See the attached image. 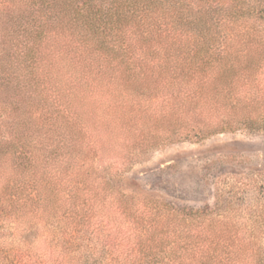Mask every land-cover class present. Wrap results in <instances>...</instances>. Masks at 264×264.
<instances>
[{
  "label": "trees",
  "instance_id": "1",
  "mask_svg": "<svg viewBox=\"0 0 264 264\" xmlns=\"http://www.w3.org/2000/svg\"><path fill=\"white\" fill-rule=\"evenodd\" d=\"M156 97L170 102L167 136L264 132V0H0V247H18L11 264H264V204L244 218L231 204L227 252L207 244L202 217L171 205L111 213L89 169L104 144L86 135L109 127L103 113L120 123L126 104L141 114ZM219 108L231 122L213 121ZM24 220L41 243L8 241Z\"/></svg>",
  "mask_w": 264,
  "mask_h": 264
},
{
  "label": "rangeland",
  "instance_id": "2",
  "mask_svg": "<svg viewBox=\"0 0 264 264\" xmlns=\"http://www.w3.org/2000/svg\"><path fill=\"white\" fill-rule=\"evenodd\" d=\"M95 97L99 99L101 94H92L89 101L93 102ZM105 98L107 108L110 97L106 94ZM152 101L140 105L141 114L132 113L131 103L126 104L120 123L103 113L100 120L109 127L105 131L100 127L98 135H86L85 141L98 146L101 138L104 144L103 152L97 148L89 152V169L108 190L111 213L118 215L121 207L120 211L128 214L132 204H137V214L144 206L171 205L202 217L201 230L209 239L207 244L229 251L231 204L239 209L236 212L242 218L252 207L264 204V132L228 130L199 140L203 133L195 136V132L200 133L195 127L187 138V132L182 130V134L171 137L169 133L166 138L168 131L159 130V124L168 120L170 102L163 97ZM111 111L117 113V106ZM215 118L231 122L224 108L215 112L213 121ZM208 217L226 222L211 226ZM25 223L24 220L17 236L8 237V241L27 245L36 237L41 243L38 225L30 228ZM5 243L0 247V264H11L18 247Z\"/></svg>",
  "mask_w": 264,
  "mask_h": 264
}]
</instances>
